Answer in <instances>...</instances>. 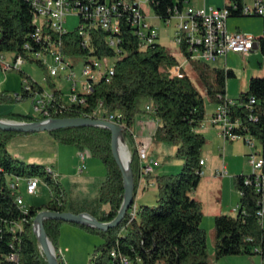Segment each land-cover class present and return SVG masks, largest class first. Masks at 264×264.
<instances>
[{
  "label": "trees",
  "instance_id": "1",
  "mask_svg": "<svg viewBox=\"0 0 264 264\" xmlns=\"http://www.w3.org/2000/svg\"><path fill=\"white\" fill-rule=\"evenodd\" d=\"M191 1L153 0L151 9L160 20L167 22L173 18L176 9H184L185 4ZM233 1L238 4V10L232 11L231 17H245L241 13L243 0ZM119 12L121 27L117 35L120 39L117 49L110 46V33L101 27L90 29L91 41L87 48L82 45L79 27L60 36L63 52L75 60H85L89 56L106 61L115 59L112 79H102L95 83L93 91L84 96V102L66 106L64 93L50 82L55 101L48 108L51 112L62 108V113L56 118L92 117L96 111L105 118L122 115L123 138L131 151L134 201L142 181L133 135L139 116L153 113L158 121L153 140L175 144L177 156L184 160V165L177 175L154 177L158 204L156 207L142 206L138 218L132 220L129 211L119 225L107 231L87 225L68 224L103 239L104 243L95 247L93 264H122L120 256L141 264H209L208 234L201 225L203 206L190 195L202 179L198 171L206 138L198 130L207 118L205 97L184 71V66L181 68L185 74L183 77L174 72V68L181 64L158 40L143 49L136 29L132 26L130 13L123 8ZM0 30V53L27 55V44L31 48H39L31 37L35 25L32 6L27 0H0ZM179 49L182 56L190 61L187 38L183 39ZM26 58L28 62L44 67L40 61L28 56ZM189 64L199 73L211 103L217 106L233 101V104L228 105L229 116L233 122H240L237 131L249 133L264 147V76L251 77L249 90L241 93L237 100H231L226 94V84L228 79L236 77L233 70L214 69L210 72L209 63L190 61ZM18 72L29 80L33 89L28 92L23 88L21 100H34L44 88L24 71ZM210 75L213 82L209 81ZM47 78L49 81L52 79L49 74ZM252 98L255 99L253 103ZM8 100H12L10 95L0 93V103ZM148 106L151 111L147 110ZM0 119L27 123L44 120L39 116L21 114H9ZM48 133L57 143L76 146L80 151L86 150L102 160L106 178L96 202L99 206L101 203L107 204L109 209L99 215L90 214L100 222L113 221L122 207L125 187L123 172L113 154L112 132L102 127H76ZM26 134L30 133L0 129V264H17L5 259L11 253L17 256L18 264H48L34 230L35 219L42 211L67 212L68 209V195L60 181L48 173L47 168L26 164L8 152V143L16 136ZM15 176L39 178L49 187L51 199L25 211L16 201L18 193L9 187L10 179ZM246 177H235L236 188L242 193L236 216L222 214L215 217L217 261L229 256L254 255L259 252L264 259L263 219L258 214L262 194L245 184ZM12 224H20L22 230L14 233L10 230ZM65 224L53 219L44 222L46 233L56 251ZM256 248L260 251H254ZM114 250L118 257L112 256ZM57 257L60 264H65L59 254Z\"/></svg>",
  "mask_w": 264,
  "mask_h": 264
},
{
  "label": "built area",
  "instance_id": "2",
  "mask_svg": "<svg viewBox=\"0 0 264 264\" xmlns=\"http://www.w3.org/2000/svg\"><path fill=\"white\" fill-rule=\"evenodd\" d=\"M30 2L33 10V24L35 32L32 38L39 46L38 49L31 48L28 44L25 46L27 55L18 54L7 58L4 53H0V66L4 71H23V66L28 62L26 56L30 59L38 60L43 65L48 64V74L51 78L58 77L65 73L66 79L71 82V93L69 100H65L64 105L77 102H84L85 95L93 91V85L102 79L111 80L114 75V63L111 60H102L95 56H89L83 61L82 76L83 80L79 81L78 76L74 71V67L79 60L68 57L63 52V43L60 36L68 32L64 27L66 18L69 15H75L82 18L79 26V35L81 36L83 47L90 46L91 36L90 29L93 27H101L103 30L110 33V46L117 49L120 39L117 36L120 33V8L128 11L131 15L132 26L136 29L143 49L155 43L159 34L156 28L148 22V11H145V5H149L153 0H27ZM238 10V4L233 0H229V4L223 8L217 7H201L191 6L190 3L185 4L182 10L176 9L173 18L177 20L175 42L178 46L181 45L183 39L187 38L189 42L188 52L190 53V61H200L206 63L217 62L221 58H226L229 54H240L242 56L250 55L256 48L264 46V29L259 38L247 35L241 32H228L227 22L232 16V11ZM241 13L244 16H260L264 19V0H252V3H246L243 0ZM172 18V19H173ZM171 21L168 20L167 23ZM1 31V30H0ZM49 58L53 61L49 65ZM185 58V63H190ZM184 65L174 68V72L183 77L185 74L181 71ZM23 88L31 92L32 85L27 78H24ZM21 94H16V100H21ZM35 111L39 117L44 118L42 121H51L56 119L59 113H62V108H57L50 111L48 106H51L55 97L51 91L43 90L33 100ZM67 101V102H66ZM251 102H255L252 98ZM229 101L226 104L216 106V109L211 117V124L217 128L220 136L226 142L243 141L250 149L248 154L250 165L253 167V172L245 178V184L253 187L257 193L262 194L259 203V216L264 219V147L257 145V140L249 133L243 134L237 130L240 128V122H233L229 116ZM147 110L151 111L150 107ZM154 125L158 124L153 113L150 114ZM93 119L107 120L121 126L122 115H111L107 118L102 117L99 112H94ZM257 120V119H256ZM136 142L138 157L140 160V174L142 178L152 176L155 173V161L149 153V144L141 141L133 133ZM88 151H81L79 172L83 173L86 170V157ZM201 168L198 173L203 177L206 174L204 170L205 162L201 160ZM48 173L54 176V171L51 168L47 169ZM221 176L227 175L224 169L220 172ZM22 179H26L27 193L36 195L39 190L41 180L35 178L12 177L9 181L11 190L18 193L19 183ZM240 194H242L240 192ZM18 205L27 211L23 197L18 193L16 199ZM132 220L136 219L140 213L134 203L129 210ZM239 212V206L235 209ZM10 230L14 233L22 230L20 224H12ZM1 232V230H0ZM113 257L119 255L114 250ZM122 264H131V261L126 256H120ZM9 262L17 263L18 258L11 253L5 257Z\"/></svg>",
  "mask_w": 264,
  "mask_h": 264
},
{
  "label": "rangeland",
  "instance_id": "3",
  "mask_svg": "<svg viewBox=\"0 0 264 264\" xmlns=\"http://www.w3.org/2000/svg\"><path fill=\"white\" fill-rule=\"evenodd\" d=\"M145 0H143L144 2ZM246 3L250 4L252 3V0H246ZM229 4V0H192L190 5L191 6H197V7H220L223 8L226 5ZM145 11H148V22H150L157 30L159 34L158 43L165 46L170 50V53L174 56L176 55L179 58L180 62L184 61V58L181 57L179 46L175 42V32H176V19H171L168 23L160 20L155 16L153 10L149 7V5H145ZM247 19H263L260 16H245ZM81 24V18L79 16L75 15H69L66 18V21L64 23L65 29H67L69 32H73L76 30ZM255 29L258 28V25L254 26ZM260 33V32H259ZM252 35L257 37L258 34ZM258 52V51H257ZM256 53V52H255ZM255 53H251V55H254ZM7 58L13 57L12 53H4ZM238 57H233L229 61V66H226L225 61H222L221 58L217 62L209 63L210 72L214 69H232L236 73V77L230 78L227 81L226 84V94L228 99L231 100H237L241 93L247 92L249 90V82L251 76L253 75L245 76L242 74L244 70L246 69V62L250 58L244 57L240 54H238ZM49 65L53 64V61L49 58ZM115 59H111V63H114ZM48 64L44 65V67L39 66L37 63L27 62L23 66V71L32 78V80L39 85H41L45 90L51 91L52 86L51 83L55 84L56 88L59 90H62L64 93V99L69 100V96L71 93V82L66 79V74L62 73L58 77H54L51 79V81L48 80ZM3 73L7 75H11L12 81H14V78H19L18 81L20 83L19 85V91L17 92H5L6 94L10 95L12 97V100H8L6 102L0 103V111L5 112L2 114L9 115V114H21V115H29L38 117L39 114L35 111V103L32 99H25V100H16L15 96L16 94H21L23 90V81L24 78L20 75L18 71H4L1 69ZM82 70H83V61L79 59V62L76 63L74 67V71L78 76V80L82 81ZM186 70V69H185ZM209 72V73H210ZM190 73L191 78L196 86V88L204 95L205 97V103H206V109H207V118L210 116L212 111L214 110L215 104L211 103V101L207 98L205 93V85L202 82L199 73L194 70L193 66L190 67ZM209 81L213 82V77L210 75ZM3 93V92H1ZM67 102V101H66ZM1 116V115H0ZM218 132V129L216 130ZM216 136H210L206 137V145L202 151V155L207 158V161L211 163L219 162L225 157V162L227 165H230L228 169V174L225 176L226 179H231L235 182V177L241 175L236 174L234 169L238 168V170H242L246 175H250L253 172V167L250 165L248 154L247 156L243 155V150L247 147V145L243 141H237V142H226L221 136H218V134H215ZM224 142V143H223ZM153 150H152V158L155 161V167L156 171L152 176V180L150 181L149 189L146 190L143 194L139 192L138 197L134 201V205L141 209V206L138 203L139 198H145L147 200V206L149 207H156L158 202V189L155 188L156 182L154 177L156 175H177L181 172L182 167L184 165V160L177 156V146L175 144L171 143H163L164 146L159 147L158 143L153 140ZM125 145L128 148V151L131 154L130 148L128 144L125 142ZM257 145L260 146V142L257 140ZM228 147L231 149V147L234 149L232 150V153L228 152ZM248 148V147H247ZM8 152L12 157L15 159L22 161L26 164H37L40 166H43L45 168H49L50 166H57L59 162V158L63 161H65V165L71 164L72 158H74V153L78 151L79 149L76 146L73 145H63L60 143H57L53 140V138L50 136V134L47 131H40V132H34L26 135H18L15 138H13L7 146ZM205 149H208L211 153L213 158L210 159L206 154H204ZM249 149V148H248ZM250 150V149H249ZM231 152V150H230ZM242 154L243 158H238ZM93 157L94 162V168H93V175L95 177H99L105 179L106 178V168L100 158H97L95 156ZM237 157V158H235ZM241 157V156H240ZM86 167L88 168V162ZM83 172V174L80 176V178H77L81 182L85 177H87L88 169ZM55 178H57L62 183V178L59 176L54 175ZM218 179H223L221 176H216ZM146 178V177H145ZM145 178H142L145 179ZM204 176L201 179V182L204 181ZM27 182L26 179H22L19 183V189L18 193L23 197L25 206L27 209L31 207H38L41 206L44 203H47L51 199V191L49 187L44 183L40 182L39 190L36 195H30L27 193ZM69 196H72L69 190H67ZM206 193V191H203V188L198 189L197 191L194 190L190 195L194 196L195 193ZM236 198L240 200V192L238 190H235ZM225 200H229V194L225 190L224 193ZM238 200V201H239ZM101 208L99 209V212H103L108 210L107 204L101 203ZM237 205H235L236 207ZM235 212L233 209L232 216H235ZM139 216V214H138ZM137 216V218H138ZM68 239L71 241V247H72V262L74 264H93V256L95 253V247L98 245H101L104 243L102 238H95L96 242L91 244L88 240L82 239L79 236L71 235L70 233L66 234L64 239ZM215 240V236H214ZM261 249V248H260ZM259 250V248L254 249V251ZM260 251V250H259ZM60 244L58 246V250L55 253L56 256L60 253ZM71 254V253H70ZM248 256V255H246ZM251 257H259L260 260H262V255L259 252L258 254L249 255ZM66 264V263H65ZM131 264H141L140 262L134 263L131 262Z\"/></svg>",
  "mask_w": 264,
  "mask_h": 264
},
{
  "label": "crops",
  "instance_id": "4",
  "mask_svg": "<svg viewBox=\"0 0 264 264\" xmlns=\"http://www.w3.org/2000/svg\"><path fill=\"white\" fill-rule=\"evenodd\" d=\"M255 25H258L257 29L254 28ZM227 28H228V32L230 33L241 32L251 36L260 32L256 37L259 38L264 29V19H247V17H230L227 22ZM252 53L255 54L254 55L250 54L251 56L248 55L250 56V58L247 60L246 69L244 70V72H242V74L248 77L250 75L264 76V46L256 48ZM238 56H239L238 54H229L226 58L222 59V61H225L226 66L230 67L229 66L230 59ZM248 56H244V57H248ZM175 57L179 61V58L176 55ZM181 57L184 58L182 54ZM180 64L184 65V71L188 73V75L191 77V73H190L191 65L189 63H185V58L183 62H180ZM1 69L2 68L0 66V93L4 91L8 93L19 91L18 90L20 85L18 81L19 78H14V81H12L11 75H7L3 73ZM215 109H216V105L214 106V110L212 111L210 116L206 118L202 127L198 130L206 137H210L213 135L216 136L215 134H218V136H220L219 131L218 132L215 131V129L217 130V128L213 127L211 124V117ZM2 113L5 112L0 111V115H1L0 117H4L5 114ZM150 116H151L150 114L139 116L135 124V127L133 128V133H135V135L138 137L139 140L147 142L149 144V153L152 156V150L154 145L153 135L158 124L154 125L152 121V117ZM158 146L162 147L164 146V144L158 143ZM233 149L234 147L233 148L231 147V149L228 147V152L232 153ZM249 151L250 150L246 147L243 150L242 154L247 156ZM80 153H81L80 150L76 151L73 154L74 158H72L71 164L69 163L67 164V166L65 165L66 162L59 158V162L57 166L56 165L50 166L49 168H51L54 171V175L62 178V183L61 182L60 183L64 188L66 194L68 195L67 198L68 212L76 213L80 211L82 213L87 212V213L99 215L100 214L99 209L101 207L98 205L96 201L98 199L102 184L104 183L105 179L103 178L98 179L99 177H95L92 174L94 168V162L92 155L88 152V155L86 157V165L88 162V168L86 167L88 169V173L86 175L87 177H85L81 182H79L80 180H78L77 178H80V176L83 174L79 172ZM204 154L210 157V159L213 158L212 153L208 149H205ZM242 154L240 155L241 157L239 156L238 158H243ZM202 160L205 162V165L203 167L204 170L206 171V174L204 175L205 180L200 182L196 191L200 188H203V191H206V193L205 194H203V192L195 193V195L194 196L192 195V197L199 200L203 206V218L201 225L208 234V250L210 255L209 264H264V259L260 260L259 257H251L249 255L229 256L219 261L215 260V240H214L215 217L222 214L232 216L233 209L235 212V209L239 205V201H238L239 199L236 198L237 193H235V190H237V188L235 182L233 180L231 181V179H226L227 178L225 177L226 175L225 176L220 175V172L224 169V167H225V171L228 174V169L230 167V165H227L226 162L224 161L225 157L219 162L211 163L207 161L206 156L204 157L202 155ZM234 171L236 174L247 176L242 170H238V168L237 169L235 168ZM217 175L221 176L223 179H218V177H216ZM152 176L146 177L141 181L138 194L139 192L143 194L146 190L149 189ZM156 187L157 185H155V188ZM67 190H69L72 196H69ZM225 190L229 194L228 201L225 200V196H224ZM138 203L141 207L147 206V200L145 198L144 199L139 198ZM235 205L237 206L235 207ZM107 209H109V207H107ZM235 214H237V212H235ZM263 227H264V219H263ZM68 233L74 236H79V238L81 237L82 239L88 240L90 244L91 242L95 243L96 242L95 238H99V237L96 235L89 234L84 230H82L81 228L70 225L68 223L62 227L61 237L59 241L61 252L59 253V255L61 256V260L64 263L74 264L72 262L73 256L71 251L72 250L71 241L68 240L67 238L64 239V237Z\"/></svg>",
  "mask_w": 264,
  "mask_h": 264
},
{
  "label": "water",
  "instance_id": "5",
  "mask_svg": "<svg viewBox=\"0 0 264 264\" xmlns=\"http://www.w3.org/2000/svg\"><path fill=\"white\" fill-rule=\"evenodd\" d=\"M76 127H102L107 128L112 132V149L114 157L119 164L123 176H124V187H125V196L122 207L117 215V217L108 223L100 222L96 217L90 213H73V212H51V211H42L40 212L34 223V230L37 236V239L40 244V248L45 254L48 264H60L58 257L55 253V247L51 240L49 239L44 222L47 219L60 220L65 223H72L77 225H87L93 228H98L104 231L114 228L121 223L125 215L129 212L130 208L133 205L135 198V183L134 176L131 166V154L128 161V171L125 170L116 148V139L119 137L125 144L123 138V128L115 123H112L107 120L93 119V118H56L51 121H37V122H16L12 120L0 119V129L5 131H15V132H24V133H34L40 131H52L63 128H76ZM39 226L41 230V235L37 231Z\"/></svg>",
  "mask_w": 264,
  "mask_h": 264
},
{
  "label": "bare ground",
  "instance_id": "6",
  "mask_svg": "<svg viewBox=\"0 0 264 264\" xmlns=\"http://www.w3.org/2000/svg\"><path fill=\"white\" fill-rule=\"evenodd\" d=\"M116 148H117L119 158L125 170L128 171V161H129L130 154L128 152L127 146L123 143V141L119 137L116 139ZM37 231L41 235V230L39 226L37 227Z\"/></svg>",
  "mask_w": 264,
  "mask_h": 264
}]
</instances>
